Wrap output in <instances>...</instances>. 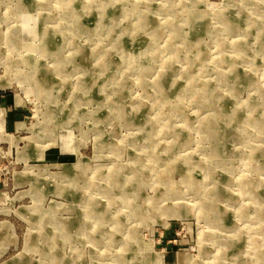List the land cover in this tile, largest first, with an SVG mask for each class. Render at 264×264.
I'll use <instances>...</instances> for the list:
<instances>
[{"label":"rangeland","instance_id":"rangeland-1","mask_svg":"<svg viewBox=\"0 0 264 264\" xmlns=\"http://www.w3.org/2000/svg\"><path fill=\"white\" fill-rule=\"evenodd\" d=\"M172 1L0 0V264H264V0Z\"/></svg>","mask_w":264,"mask_h":264},{"label":"bare ground","instance_id":"bare-ground-1","mask_svg":"<svg viewBox=\"0 0 264 264\" xmlns=\"http://www.w3.org/2000/svg\"><path fill=\"white\" fill-rule=\"evenodd\" d=\"M174 1V0H173ZM172 1V2H173ZM97 3V2H96ZM99 3V2H98ZM70 4H71V2H70ZM84 4V3H83ZM191 5H193V4H191ZM72 6V5H71ZM90 6H92V5H90ZM90 6H89V8H90ZM106 6V5H105ZM105 6H101L100 8H99V10H101L102 12V14H105ZM147 7V6H146ZM170 8V7H169ZM196 8V7H195ZM191 11V10H190ZM148 13V12H147ZM193 15V14H192ZM224 17V16H223ZM146 19H147V14H141L140 16H138V18H137V20H136V24L138 25V26H142L143 27V25L146 23ZM225 19V18H224ZM221 20H223V19H221ZM227 21V20H226ZM229 22V21H228ZM226 23V22H225ZM227 24V23H226ZM75 25H76V23H75ZM147 25V24H146ZM146 27V26H145ZM153 29V28H152ZM150 31H152V30H150ZM112 32V31H111ZM137 34V33H136ZM48 35V34H47ZM187 35V34H186ZM172 38V37H171ZM134 39V38H133ZM183 39V38H182ZM187 41V40H186ZM19 42V41H18ZM153 43V42H152ZM172 44V43H171ZM190 44V43H189ZM150 45H152V44H150ZM154 45V44H153ZM147 46H148V44H147ZM173 46V45H172ZM177 49V48H176ZM160 50V49H159ZM158 51V50H157ZM156 52V51H155ZM168 53V52H167ZM220 53V52H219ZM160 54V53H159ZM156 55V54H155ZM155 55H153V56H155ZM157 57V56H156ZM172 58V57H171ZM170 58V59H171ZM221 58H223V57H221ZM159 59V58H158ZM163 61V60H162ZM173 61V60H172ZM233 62V61H232ZM162 63H164V62H162ZM161 63V64H162ZM171 63V62H170ZM167 64V63H166ZM202 64V63H201ZM163 65V64H162ZM163 66H165V65H163ZM231 72V71H230ZM161 73V72H160ZM229 75H230V73H229ZM232 78H234V79H236V77H235V73L234 72H232ZM227 77V76H226ZM226 77H225V79H226ZM224 79V80H225ZM207 88V87H206ZM212 103V102H211ZM222 103V102H221ZM165 105V104H164ZM163 111V110H162ZM255 114V113H254ZM126 115V114H125ZM264 115V114H263ZM261 116V115H260ZM170 117V116H169ZM249 117V116H248ZM236 118V117H235ZM258 118V117H257ZM263 118V117H262ZM261 118V119H262ZM232 119V118H231ZM259 119V118H258ZM204 120V119H203ZM207 120V119H206ZM231 121V120H230ZM250 121H252V123L254 124V122H255V120L254 119H251ZM259 121V120H258ZM149 122V121H148ZM214 123V122H213ZM239 125V124H238ZM210 127V126H209ZM204 129V128H203ZM212 130V129H211ZM208 134V133H207ZM211 134V133H210ZM215 140V139H214ZM146 152V151H145ZM148 153V152H147ZM232 154V153H231ZM226 155V154H225ZM218 157V156H217ZM253 159V158H252ZM251 159V160H252ZM250 160V159H249ZM221 161V160H220ZM254 164H255V162H254ZM207 168V167H206ZM209 168V167H208ZM210 169V168H209ZM194 178V177H193ZM192 180V179H191ZM196 180V179H195ZM115 181V180H114ZM193 181V180H192ZM209 181V180H208ZM214 181V180H213ZM128 183V182H127ZM217 183V182H216ZM198 185V184H197ZM252 185V184H251ZM197 187V186H196ZM196 187H194V189L196 188ZM174 188V187H173ZM176 189V188H175ZM193 189V190H194ZM214 192V191H213ZM225 197V196H224ZM226 198V197H225ZM225 198H223V199H225ZM228 198V197H227ZM202 200V199H201ZM234 200V199H233ZM184 203V202H183ZM210 203H211V201H210ZM216 203V202H215ZM204 204V203H203ZM208 205V204H207ZM209 207V206H208ZM225 209V208H224ZM226 211V210H225ZM208 217V216H207ZM264 218V217H263ZM210 219V218H209ZM211 220V219H210ZM209 235H207V237H208ZM240 250V249H239ZM210 260V259H209ZM245 263V262H244ZM204 264V263H203Z\"/></svg>","mask_w":264,"mask_h":264}]
</instances>
